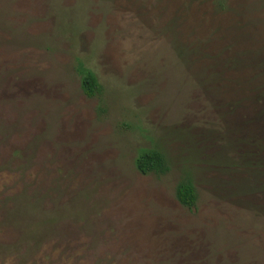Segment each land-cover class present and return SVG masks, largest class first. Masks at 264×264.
<instances>
[{"label": "rangeland", "instance_id": "374dc122", "mask_svg": "<svg viewBox=\"0 0 264 264\" xmlns=\"http://www.w3.org/2000/svg\"><path fill=\"white\" fill-rule=\"evenodd\" d=\"M0 264H264V0H0Z\"/></svg>", "mask_w": 264, "mask_h": 264}, {"label": "trees", "instance_id": "16d2710c", "mask_svg": "<svg viewBox=\"0 0 264 264\" xmlns=\"http://www.w3.org/2000/svg\"><path fill=\"white\" fill-rule=\"evenodd\" d=\"M76 70L80 76V86L83 93L92 97L100 90V85L94 73L79 63ZM165 155L155 148L141 149L135 157L134 164L138 172L142 174H164L168 171ZM175 197L180 204L188 208L194 207L197 202V191L193 182L186 178L179 181L175 188Z\"/></svg>", "mask_w": 264, "mask_h": 264}]
</instances>
